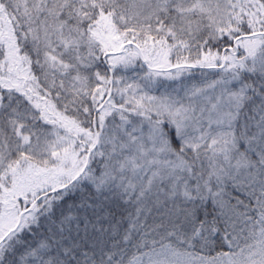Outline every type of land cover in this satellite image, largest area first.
<instances>
[{
	"label": "snow or ice",
	"instance_id": "1",
	"mask_svg": "<svg viewBox=\"0 0 264 264\" xmlns=\"http://www.w3.org/2000/svg\"><path fill=\"white\" fill-rule=\"evenodd\" d=\"M0 264H264V0H0Z\"/></svg>",
	"mask_w": 264,
	"mask_h": 264
}]
</instances>
